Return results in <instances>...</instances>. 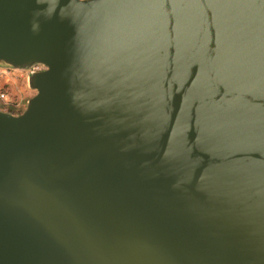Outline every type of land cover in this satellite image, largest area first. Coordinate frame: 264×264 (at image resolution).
<instances>
[{
	"label": "water",
	"instance_id": "obj_1",
	"mask_svg": "<svg viewBox=\"0 0 264 264\" xmlns=\"http://www.w3.org/2000/svg\"><path fill=\"white\" fill-rule=\"evenodd\" d=\"M0 264H264V0H0Z\"/></svg>",
	"mask_w": 264,
	"mask_h": 264
},
{
	"label": "rangeland",
	"instance_id": "obj_2",
	"mask_svg": "<svg viewBox=\"0 0 264 264\" xmlns=\"http://www.w3.org/2000/svg\"><path fill=\"white\" fill-rule=\"evenodd\" d=\"M36 69H38V71H42V70H43V68L40 67V66L37 67ZM3 70H5V71L8 72L7 78H9V79H14V76L12 75V73H13L14 71H22V72H21L22 74H19V75H21V76H17V77H16V83L18 84L19 88L21 87V84H24V88H25V86H27V77H28V75H29L30 69H29V70H11V69H3ZM2 82H5V80H2ZM22 87H23V86H22ZM0 90H2V91H4V92L8 93V95H9L11 101H12L13 103H17L16 98L14 97V94H15V92H17V89H16V90H13V89H12V86H9L8 84L5 83V84H3L2 86H0ZM34 95H35V92H33V91L30 90V92H29V96L26 97V99H24V100L22 101V103H20V106H19L18 108H16V109L13 108V107H11V106H4V105H2V104H0V108H3L4 110H5V109H15V110L24 111V109H25V107H26V103H27V101H28L31 97H33Z\"/></svg>",
	"mask_w": 264,
	"mask_h": 264
},
{
	"label": "crops",
	"instance_id": "obj_3",
	"mask_svg": "<svg viewBox=\"0 0 264 264\" xmlns=\"http://www.w3.org/2000/svg\"><path fill=\"white\" fill-rule=\"evenodd\" d=\"M21 72L22 71H14L12 73V75L14 76V79H9V78H7V76L2 77V78L0 77V86H2L3 84L6 83L9 86H12V89L13 90H16L17 89V92H15L14 97L16 98V101L19 104L22 103V101L24 99H26V97L29 96V92H30V90L28 89L27 86H25V88H24V84H21V87L19 88L18 84L16 83V77L17 76H21V75H19V74H22ZM1 73H4V70L3 69H0V74ZM2 80H5V82H2Z\"/></svg>",
	"mask_w": 264,
	"mask_h": 264
},
{
	"label": "built area",
	"instance_id": "obj_4",
	"mask_svg": "<svg viewBox=\"0 0 264 264\" xmlns=\"http://www.w3.org/2000/svg\"><path fill=\"white\" fill-rule=\"evenodd\" d=\"M37 67H39V66H34V67H32V68L30 69L29 74H30L31 72H36V71H38V69H36ZM7 75H8V72L4 70V73H1V74H0V77L2 78V77H5V76H7ZM0 104H2V105H4V106H11V107H13V108H15V109L18 108V107L20 106V104H19L18 102H17V103H13V102L11 101V99H10L8 93H6V92H4V91H2V90H0Z\"/></svg>",
	"mask_w": 264,
	"mask_h": 264
},
{
	"label": "trees",
	"instance_id": "obj_5",
	"mask_svg": "<svg viewBox=\"0 0 264 264\" xmlns=\"http://www.w3.org/2000/svg\"><path fill=\"white\" fill-rule=\"evenodd\" d=\"M0 110L1 111H4V112H6V113H9V114H11V115H14V116H16V115H19V114H21L23 111H20V110H15V109H3V108H0Z\"/></svg>",
	"mask_w": 264,
	"mask_h": 264
}]
</instances>
